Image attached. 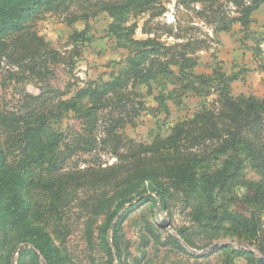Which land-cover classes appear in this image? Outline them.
Masks as SVG:
<instances>
[{"label": "rangeland", "instance_id": "obj_1", "mask_svg": "<svg viewBox=\"0 0 264 264\" xmlns=\"http://www.w3.org/2000/svg\"><path fill=\"white\" fill-rule=\"evenodd\" d=\"M117 1L61 0L25 18L23 29L0 32V150L6 163L26 177L23 159L30 135L41 131L46 142L59 140L53 153L48 149L29 169L41 180H52L50 190H24L32 205L30 219L0 218V236H7L0 264H17L24 247L37 255H26V264H48L25 235L34 224L47 232L58 264H259V258L264 264V199L251 198L254 191L248 187H264V171L248 158L240 162L239 150L222 152L196 167L201 175L242 164L240 171H228L224 187L215 189L214 206L187 195L163 175L135 178L132 174L142 165L130 157L133 150L143 149L138 145L166 138L205 101L217 110L219 74L237 77L230 83L232 96L264 100V84L246 77L247 71L264 70L263 11L255 10L244 27L232 0H137L140 5L124 12L104 9L106 3L121 4ZM179 43H188L183 51L193 63L185 70L193 77L185 82L180 80V61L170 59ZM239 45L252 54L251 62L239 61ZM141 56L145 68L154 67L156 74L150 93L143 83L98 99L77 95L91 82L101 86L111 80L128 67V58ZM130 98L135 101H125ZM114 102L129 105L115 109ZM112 123L115 127L104 133ZM202 144L208 151L216 142ZM5 194L1 189V207ZM148 197L155 203H138ZM224 210L252 221L227 220ZM111 215L113 222L120 220L119 252L112 228H105Z\"/></svg>", "mask_w": 264, "mask_h": 264}, {"label": "trees", "instance_id": "obj_2", "mask_svg": "<svg viewBox=\"0 0 264 264\" xmlns=\"http://www.w3.org/2000/svg\"><path fill=\"white\" fill-rule=\"evenodd\" d=\"M59 1L61 0H0V32H3L7 28L23 29L25 18L37 12L42 6ZM66 1L73 3L89 2L91 0ZM97 1L102 2L103 0ZM232 1L234 3L231 2L232 6L238 13V21L244 27L249 25L252 13L264 3V0ZM117 2H121V4L106 3L104 9H108L110 12H124L122 10L127 9L130 5H132V8L140 5V2L137 0H119ZM226 28L224 26V29ZM22 34L24 35V33ZM148 41L154 42L153 39ZM187 45L188 43L177 44L179 47L178 53H172L170 57L173 62L178 63V60L180 61L179 73L182 74L180 76L182 82H185L184 80L187 76L193 77V73L188 74L185 72V70L192 68L193 64L191 63V58L183 51ZM152 51L154 50L152 49ZM141 58V60H136L135 57L128 58V67L119 71L111 80L104 82L101 86H95V82H91L86 87L80 88L77 91V95L79 97L89 96L98 99L107 93L109 95L110 93H115L117 89L123 87L134 90L137 84L143 83L147 85V91L150 93L149 83L154 80L156 74L154 67L148 66L145 68L146 62H143V60H146V58L143 56ZM165 64L167 66L168 61ZM195 77L199 80L201 79L200 75ZM236 78V76L219 74L220 92L216 101L219 105L217 110L208 108L205 101L192 116L177 122L166 138H158V143L154 139L153 145H138V147L143 149L133 150L134 153H131L130 157L134 160V164L139 163L142 165V168H138V171L134 170L136 172L132 176L141 179V181H147L155 175H163L170 179L177 187L183 189L187 195L198 199L204 205L214 206L216 204L215 189L225 186V178L228 175V171H240L242 165L240 162L248 158L254 167L264 171V100L254 96H232L229 91L230 83ZM191 83L190 81L188 85L190 86ZM159 96V105L163 107L162 110L166 111L164 99H160ZM125 101L133 103L135 100L130 98ZM121 103L123 102H114V108L120 109L129 105L128 103L120 105ZM136 104L139 108L144 106L142 102H136ZM68 105V109L71 110L72 108V110L77 111V107L73 106V104ZM104 106L111 107V105L106 106L105 103ZM90 108L91 112L94 111L96 104L90 106ZM123 111L126 116L133 117V112L130 109L126 111L123 109ZM83 116L88 117L90 114L85 113ZM112 127H115L114 123L105 126L104 133L110 132ZM209 140L215 141L216 144L207 151L208 147L202 144V142ZM58 144L59 140L57 139L46 142L41 131H36L35 134L30 135L25 144V146L30 145V150L26 153L25 159H23L26 177L23 173L18 172L6 163L0 150V192L2 189L6 193L5 203H3V207L0 206V218L6 214H10V217H15V219L21 221H28L30 219L28 211L31 210L32 205L30 197L25 196L24 190L30 188L50 190L52 188V180H41L40 175L36 176L30 171L32 170L31 167L33 164L39 163L38 159H41L48 149H51L50 151L53 153L55 145L57 147ZM159 150H161L162 154L157 157L160 159H157L156 155L159 153ZM236 150H239L243 157L239 158L240 162H236L237 166L233 165L231 170H229V164L223 166L217 173L199 175L196 170L199 163L207 161L211 157L215 158L222 152H235ZM161 162L162 165L159 168ZM248 187L254 191L253 195L250 196L251 198L264 199V187L262 185H248ZM148 199L152 203L156 201L154 197H148L142 198L138 203ZM159 199L161 200V197ZM122 205L120 204L119 207ZM130 209L132 207L127 208V211ZM229 213V211L224 210L222 215L227 220L236 219L243 225H248L252 221L250 218L244 217V215L237 216ZM119 224L120 220L113 222V215H111L105 227L107 229L109 227L112 228L113 245L117 252H119L120 248L117 239ZM25 235H29L28 242L32 248L37 250L46 263L58 264L56 249L51 246L50 238L40 224H34L30 229L28 228ZM6 242L7 236L4 235L2 238L0 236V250L4 248ZM107 246H109L108 243L106 244ZM107 249L110 252V247ZM26 255L37 258V255L31 248L24 247L19 250L17 264H26L24 260ZM8 264H10V260Z\"/></svg>", "mask_w": 264, "mask_h": 264}, {"label": "crops", "instance_id": "obj_3", "mask_svg": "<svg viewBox=\"0 0 264 264\" xmlns=\"http://www.w3.org/2000/svg\"><path fill=\"white\" fill-rule=\"evenodd\" d=\"M263 6H264V3H263V5L261 4V6L258 8L259 10L263 11L260 14L262 18L264 17ZM255 14H256V12H255ZM251 55L252 54L249 51L241 49L240 45H239V61L251 62L248 60L249 56L251 57ZM246 75H247L246 77L249 78L254 84H258L259 82L264 84V70H255L254 69L252 71H247Z\"/></svg>", "mask_w": 264, "mask_h": 264}, {"label": "water", "instance_id": "obj_4", "mask_svg": "<svg viewBox=\"0 0 264 264\" xmlns=\"http://www.w3.org/2000/svg\"><path fill=\"white\" fill-rule=\"evenodd\" d=\"M262 262H263V259L259 258V264H262Z\"/></svg>", "mask_w": 264, "mask_h": 264}]
</instances>
